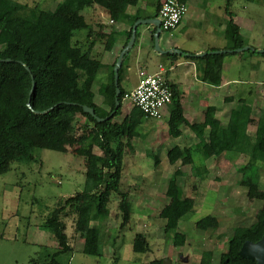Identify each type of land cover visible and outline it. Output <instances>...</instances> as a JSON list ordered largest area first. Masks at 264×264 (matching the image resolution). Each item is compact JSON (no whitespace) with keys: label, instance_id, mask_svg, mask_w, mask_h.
<instances>
[{"label":"trees","instance_id":"16d2710c","mask_svg":"<svg viewBox=\"0 0 264 264\" xmlns=\"http://www.w3.org/2000/svg\"><path fill=\"white\" fill-rule=\"evenodd\" d=\"M135 3V0H61L52 11H39L30 18L10 17L0 11V175L9 172L14 162L34 161L36 150L71 154L84 161L82 191L60 200L43 222L42 227L55 238L59 248L50 255L48 264H59L56 259L72 249L65 233L67 218L72 219L74 236L82 241V253L98 258L103 255L102 229L109 217L108 204L112 194L118 197L120 226L123 228L130 222L132 203L129 194L120 189L123 160L134 154L132 142L141 136L139 127L147 118L132 106L128 115L120 122L116 121L122 112L125 93L121 86L124 64L118 78L120 104L113 115L97 122L83 112V107H88L97 118L104 119L115 109V64L109 68L107 81L97 89L105 108L94 102L93 87L103 66L93 55V48L97 42H102L103 50L110 51L116 33H96L82 12L97 5L107 12L112 21H129L124 48L131 36L133 23L139 19L126 14V9ZM225 8L228 16L224 32L225 50L235 51L245 45L229 5ZM140 28H137L133 48ZM81 31L84 36L78 37L77 32ZM152 31L155 32V29ZM251 48L253 50L231 54L244 56L243 53H248L264 58V54H258L256 48ZM215 51H209L201 58L185 52L181 56L167 54L164 57L171 61H204L200 80L220 86L223 59L229 54H210ZM170 89L172 98L168 105L167 135L177 138L181 135L180 127L187 125L198 141L190 148L174 146L169 149L166 153L169 165L179 163L180 166H191V176L203 180L209 172L204 165L192 166L196 156L204 162L227 155L248 158L247 163L238 169L241 175L239 184L246 188L249 201H261V208L255 214L253 225L233 229L219 264H256L240 258L238 252L244 242H257L264 234V190L259 189V179L264 170V109L254 119L252 106L246 99L239 98L238 106L230 110L224 125L213 106L206 108L202 122L188 124L183 116L181 92L173 85ZM225 101L229 102L227 98ZM78 116L86 119L80 126L79 134L75 126ZM250 126L254 127L253 135L248 133ZM95 149L99 154L95 153ZM151 158L155 167L160 165L157 155L153 154ZM183 178L180 168H175L165 191L169 202L159 213V218L165 221L164 232L173 234L175 247H182L185 243L186 236L177 231L178 224L194 206L192 198L181 195L180 181ZM195 228L214 231L219 228V223L214 216L207 215L195 223ZM147 249L146 237L136 233L132 251L144 254ZM152 264H162V261ZM199 264H212V253L204 251Z\"/></svg>","mask_w":264,"mask_h":264},{"label":"rangeland","instance_id":"374dc122","mask_svg":"<svg viewBox=\"0 0 264 264\" xmlns=\"http://www.w3.org/2000/svg\"><path fill=\"white\" fill-rule=\"evenodd\" d=\"M60 1L2 0L0 11L10 17L30 18L39 11H52ZM230 4V11L237 14L238 21L254 23L251 34L243 30L245 41L260 47L257 50H264V0H231ZM80 35L84 36V32H77V36ZM243 55L242 59L238 54L226 58L231 63L225 61L223 76L224 80L239 82L230 89L233 104L237 105L239 98L246 99L256 119L259 111L264 109V58L248 53ZM102 82L99 73L93 87L95 100ZM131 109V104L123 102L121 115L116 121L120 122ZM228 113V110L222 113L224 121ZM84 122L86 119L78 116L75 124L78 134ZM165 125L164 118L143 120L139 127L141 136L132 142L134 154L124 157L120 189L129 194L132 203L130 222L123 228L120 226L118 197L112 194L108 204L109 217L102 229L103 255L98 258L82 253V241L73 234L72 219H65V233L72 249L56 259L59 264H152L164 259L170 264H199L204 251L212 253V264H219L233 229L249 227L256 222L255 214L261 208V201H249L246 188L239 184L241 175L238 169L247 163L248 158L227 155L210 159L207 177L203 180L194 178L191 166L178 163L170 167L166 152L161 154L157 149L156 138L162 139ZM248 133L253 135V126L248 128ZM94 151L99 154L96 149ZM153 154L160 161L157 167L151 158ZM160 159L164 161L163 166ZM220 162L224 163L219 167ZM203 163L196 156L192 166L199 167ZM175 168H180L184 175L180 181L181 195L195 202L192 211L178 224L177 231L186 236L182 247L173 245V234L164 232L165 221L159 218L161 209L169 202L165 191ZM84 177L82 158L50 150H36L34 161L14 162L9 172L0 175V264H48L50 255L59 248L55 238L42 227L43 222L60 200L82 191ZM259 189L264 190V170L259 179ZM207 215L218 220L217 230L200 231L195 228V223ZM136 233L146 237L148 249L144 254L132 251Z\"/></svg>","mask_w":264,"mask_h":264},{"label":"crops","instance_id":"0c3cea01","mask_svg":"<svg viewBox=\"0 0 264 264\" xmlns=\"http://www.w3.org/2000/svg\"><path fill=\"white\" fill-rule=\"evenodd\" d=\"M135 1L136 3L134 5H131L126 9V14L130 18L134 16H138V20L158 18V9L163 0ZM180 1L187 5V14L184 16L175 30L170 32H161L159 36L160 49H177L183 53L185 52L194 55L202 53L206 54L212 50H225L226 40L224 38V32L226 22L228 20L225 6L229 5L230 10L231 0ZM84 11H86V14H83V12L82 14L86 18L88 24L92 27L93 31L96 33L101 31V33L105 35L109 34L110 32L116 33L115 41L110 51L103 50L104 45L102 42H97L93 48V55L101 62L103 66L99 73L103 81L102 83H104L107 81L109 68L115 64L120 52L123 50L126 33L129 30V21L114 22L111 20L107 12L97 5L91 6ZM232 13L234 15L233 20L239 28V33L243 39L244 45L260 49V47L251 46L249 42L245 41L244 38L243 30L249 31L251 34L254 23L250 20L238 21L237 14L235 12ZM140 27L139 37L135 47L130 53H128L127 59L124 57L123 60L124 71L122 74L121 86L123 87V85H125V87H123L124 91H130L136 86L138 76L141 71L152 74L158 71L159 66H163L168 69L166 78L169 84L177 87V89L182 94L181 105L183 116L188 124L202 122L203 113L206 108L213 106L216 108V116L221 119L222 124L224 125L228 120L230 110L232 108H236L238 105L233 104L234 97L231 95L230 89L232 88V85L239 84V82L233 79L224 80L223 76L225 70L224 63L227 60L226 58L233 55L231 53H227L229 55L223 59L221 85L212 86L200 80V71L204 65V61L191 62L184 59H176L175 61H171L170 59L165 58V55L159 54L153 47L154 32L152 30L154 27L149 25H142ZM239 58L242 59L244 56H239ZM229 62L231 63V61ZM229 62L227 64H229ZM226 98L229 100V102L225 101ZM94 102L96 105L104 107L102 106V98L100 95H98L97 100L94 98ZM227 110L229 113L225 118L226 120L224 121V116H222V113L227 112ZM168 117L169 114L167 107L163 110L162 116L160 118H164V122L166 123L162 129V139L160 140L159 137H155L158 139L155 143L158 142L156 146L157 149H160V153L162 154L163 151L167 153V151L174 146H178L181 149L193 147L198 140L187 125H182L180 127L181 135L179 137L172 138L167 135ZM207 132L208 130L205 131V135H207ZM160 160L161 165L164 164V161L162 159ZM209 160L202 164L206 167L208 172L210 168L208 165ZM223 163L224 162L218 163L219 167L223 166ZM53 244L55 245V243Z\"/></svg>","mask_w":264,"mask_h":264},{"label":"built area","instance_id":"2783aa9c","mask_svg":"<svg viewBox=\"0 0 264 264\" xmlns=\"http://www.w3.org/2000/svg\"><path fill=\"white\" fill-rule=\"evenodd\" d=\"M187 11V5L180 0H163L158 9L161 30H175ZM167 70L159 66L152 74L141 71L136 86L124 93L123 102L137 108L149 120L160 119L172 98Z\"/></svg>","mask_w":264,"mask_h":264},{"label":"water","instance_id":"95a60500","mask_svg":"<svg viewBox=\"0 0 264 264\" xmlns=\"http://www.w3.org/2000/svg\"><path fill=\"white\" fill-rule=\"evenodd\" d=\"M142 25H149L154 27L155 32L153 33V47L156 52H158L161 55H183V52L177 49H168V50H162L159 47V36L162 32L160 28V20L158 18H153V19H147V20H137L134 22L132 25V31H131V36L126 44V46L123 48V50L120 52L115 65L113 67V73H114V85H115V97H114V102H115V109L114 111L106 118L104 119H99L95 116V113L92 109L88 107H83V112L90 115L92 118H95L97 122L100 121H105L108 118H110L113 113L116 111V109L119 107V96H120V89L118 87V78H119V70L122 67L124 57L128 55L130 50L133 48V45L136 40V32L137 28ZM248 50H253L251 47L244 46L243 48L236 49L235 51H228V50H222V51H215L211 52L210 54H225V53H242ZM258 54H264V50H256ZM194 57H204L205 53L202 54H195L193 55ZM6 62H9L8 60ZM34 89V83H32V90ZM28 107L29 103H28ZM263 225H264V220H263ZM238 255L242 259L250 260L256 262V264H264V234L262 237L257 241V242H250L246 241L242 244ZM186 261V259H183ZM162 264H170L169 260L164 259L162 260Z\"/></svg>","mask_w":264,"mask_h":264}]
</instances>
